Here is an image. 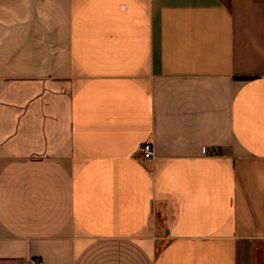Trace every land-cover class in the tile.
Returning a JSON list of instances; mask_svg holds the SVG:
<instances>
[{
  "label": "crops",
  "instance_id": "1",
  "mask_svg": "<svg viewBox=\"0 0 264 264\" xmlns=\"http://www.w3.org/2000/svg\"><path fill=\"white\" fill-rule=\"evenodd\" d=\"M31 258L264 264V0H0V264Z\"/></svg>",
  "mask_w": 264,
  "mask_h": 264
},
{
  "label": "built area",
  "instance_id": "2",
  "mask_svg": "<svg viewBox=\"0 0 264 264\" xmlns=\"http://www.w3.org/2000/svg\"><path fill=\"white\" fill-rule=\"evenodd\" d=\"M140 150H141L142 156L145 159L151 160L154 158V148H153L152 143L143 144ZM27 264H43V262L41 260H36L34 258H31L28 260Z\"/></svg>",
  "mask_w": 264,
  "mask_h": 264
}]
</instances>
